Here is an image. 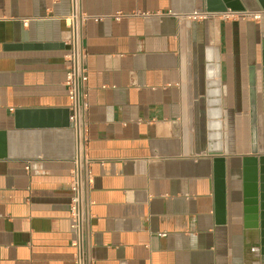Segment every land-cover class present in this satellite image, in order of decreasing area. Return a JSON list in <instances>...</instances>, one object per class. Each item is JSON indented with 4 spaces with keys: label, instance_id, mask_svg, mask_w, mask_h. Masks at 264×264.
<instances>
[{
    "label": "crops",
    "instance_id": "0c3cea01",
    "mask_svg": "<svg viewBox=\"0 0 264 264\" xmlns=\"http://www.w3.org/2000/svg\"><path fill=\"white\" fill-rule=\"evenodd\" d=\"M242 2L261 12L255 0ZM206 6L79 0L89 16L81 25L88 264H264L260 229L245 214L242 171V159L263 150L259 123L251 153L250 108L259 120L264 13L257 21L223 20L218 11L191 17ZM70 15V0H0V131L8 152L0 159V264H75L68 208L76 146L61 127L69 119ZM211 80L219 81L218 119L206 94ZM216 131L222 153L210 155ZM220 158L223 218L214 196Z\"/></svg>",
    "mask_w": 264,
    "mask_h": 264
},
{
    "label": "built area",
    "instance_id": "2783aa9c",
    "mask_svg": "<svg viewBox=\"0 0 264 264\" xmlns=\"http://www.w3.org/2000/svg\"><path fill=\"white\" fill-rule=\"evenodd\" d=\"M71 1V15L68 23V35L66 43L68 45L65 60V88L69 100V122L72 124V132L75 140V151L72 156V169L70 171V201H69V220L71 232L73 234V246L75 248V264H88L86 256L87 244V222L89 219V202L87 199L88 190V171L83 152L84 141V105H85V53L81 40V25L89 18L88 15L81 13L79 0ZM214 12H199L191 14L193 19H206ZM264 12L252 13L249 11H230L220 12L223 20L241 19L259 20ZM145 16V15H143ZM116 20L121 17V13L113 16ZM91 18V17H90ZM100 20L103 17H93Z\"/></svg>",
    "mask_w": 264,
    "mask_h": 264
},
{
    "label": "water",
    "instance_id": "95a60500",
    "mask_svg": "<svg viewBox=\"0 0 264 264\" xmlns=\"http://www.w3.org/2000/svg\"><path fill=\"white\" fill-rule=\"evenodd\" d=\"M207 12H224L230 11H244L245 7L242 0H223L224 5H218V0H206ZM259 7V10L264 12V0H255ZM207 85L212 90H208L207 97L209 99V106L215 113V118H219L220 102H219V81H208ZM264 96V95H263ZM252 99L254 98L253 91L251 92ZM257 109L252 106L250 108V124H251V153H257V130H259V123L261 126V147L262 155L258 157H245L242 159L243 166V182H244V204L245 214L249 215L252 223L258 226L261 235V245L264 246V106L262 108L261 120L257 118ZM69 117V115H68ZM258 122V123H257ZM34 126V124H32ZM31 125V127H32ZM213 127L219 129V121H213ZM15 127H18L16 124ZM30 127V126H29ZM30 127V128H31ZM40 127V126H39ZM61 127H68L72 132V124L67 121L62 123ZM215 131V130H213ZM73 134V132H72ZM6 133L0 131V159L7 157L6 147ZM220 133L213 132L210 134L211 142L208 143L207 152L210 155H217L222 153ZM214 196H215V212L218 217L223 218L225 208V161L223 158L214 159Z\"/></svg>",
    "mask_w": 264,
    "mask_h": 264
}]
</instances>
